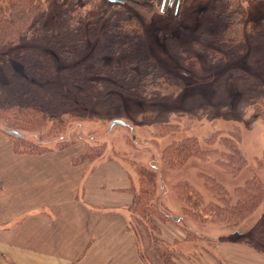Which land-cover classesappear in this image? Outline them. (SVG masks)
<instances>
[{
	"label": "trees",
	"instance_id": "obj_1",
	"mask_svg": "<svg viewBox=\"0 0 264 264\" xmlns=\"http://www.w3.org/2000/svg\"><path fill=\"white\" fill-rule=\"evenodd\" d=\"M173 1L169 0L170 6ZM192 1L178 0L176 11L179 6H193ZM206 1L208 8L202 24L205 23V28L197 36L173 31L167 42L173 64L165 66L153 58L149 38L141 24L126 13L125 6L132 4L147 16L145 6L136 2L67 0L60 7L56 31L43 34L40 18L45 10L54 6V0H47L48 8L42 0H0V70H9L11 75L9 80L0 79L3 130L9 135L10 131L18 132L22 141L26 133H34L37 140L42 134L58 135L70 125L81 127L83 122L96 119L91 111L96 106L106 107L114 117L121 115L122 118L120 108L127 99L170 103L180 96L190 80L211 84L218 80L215 75L225 72L233 86L242 85L243 98L246 95L245 101L251 99L257 113L261 114L264 0ZM116 7L118 11L109 12ZM243 81L245 83H239ZM11 83L14 90L9 105L1 85L6 87ZM257 93L259 95L254 96ZM248 94L251 97H247ZM155 111L148 109L143 119L154 118ZM154 128L156 137L171 131L170 125L163 122L155 123ZM216 137L214 134L208 139L210 148H202L194 137L173 141L158 151L163 168L172 171L192 158L217 157L223 170L238 174L243 160L237 167L230 161L233 157L227 152L228 148L222 151L212 148ZM221 142L225 147L229 144L228 140ZM150 144L159 148L156 138ZM96 150H91L89 157H99L100 149ZM94 152L96 154H92ZM221 158H226L228 163ZM151 182L156 184L155 176L140 183L138 189L135 186L128 189L134 196L128 207L129 229L135 230L142 242L148 241L144 240L148 236L153 238L156 229L153 216L159 215L176 225L184 221L183 216L174 217L162 210ZM204 185L213 197L204 205L202 195L191 184L182 182L174 187L181 203L189 204L188 200L194 196L197 205H203L202 208L197 205L183 208L184 214L197 223H232L252 215L264 200V184L257 178L237 187L235 200L214 177L207 176ZM258 230L261 236L257 239H263L264 225ZM153 240L156 248H160L161 243ZM254 246L261 250L260 246Z\"/></svg>",
	"mask_w": 264,
	"mask_h": 264
},
{
	"label": "rangeland",
	"instance_id": "obj_2",
	"mask_svg": "<svg viewBox=\"0 0 264 264\" xmlns=\"http://www.w3.org/2000/svg\"><path fill=\"white\" fill-rule=\"evenodd\" d=\"M66 1L54 0V6L45 10L40 18L43 34L56 31L60 7ZM130 1L145 6L149 18L132 4L130 7L125 6L126 13L133 15L141 24L149 38L148 44L153 58L165 66L173 64L167 47L173 31L197 36L205 28V23L202 24L208 8L206 0H193V6H179V11H176L178 0L173 1L171 6L169 0L166 3L164 0ZM42 2L48 8L47 0ZM118 9L112 8L109 12H116ZM3 71L0 70V79H11L10 71ZM215 76L218 80L211 84H197L190 80L180 96L170 103L127 99L123 108H120L124 120L123 117L120 118L121 115L114 117L113 112L106 107L96 106L91 110L96 119L83 122L81 127L70 125L58 135H39L38 140L34 133H26L23 141L7 134L3 130L5 124L0 120V153L3 158L7 155L8 159L14 154L15 161L18 156L25 157L26 168L32 167L29 164L36 161L41 163L42 168L58 163L60 168L63 164L66 168L87 170L86 173H91L107 164L116 163L129 177L127 187L130 188L135 186L138 189L140 183L150 181L155 176L156 184L151 182L150 185H154L159 206L174 217L183 216L184 221L181 225H176L164 221L159 215L153 216V225L156 228L153 238H144L149 242H142L136 231L132 230L137 237L139 249L136 264H264V238L257 239L261 236L258 229L264 225V200L252 215L232 223H197L183 212L185 205L190 208L197 205V198L191 196L189 204H183L174 190L176 185L187 182L202 195L204 205L213 199L204 185L207 176L214 177L225 187L233 200L238 198L234 190L245 185L246 181L257 178L264 184V103L260 106L261 114L257 113V107L251 99L245 101L246 95L243 98L242 85L233 86L226 72ZM232 82L235 83L236 80ZM6 87L1 85L4 90L3 97L10 105L14 85L11 83ZM257 95L259 94H254ZM249 96L251 94L247 97ZM148 109H155V116L144 120L143 115ZM113 122L121 124L111 127ZM158 122L169 124L171 131L156 137L154 126ZM124 125L132 126L133 129L129 130ZM214 134L217 140L211 145L212 148L216 147L221 151L228 148L227 152L233 157L230 161L237 167L243 160L242 170L238 174L223 170L217 163V157L192 158L183 167L172 171L163 168L158 151L185 137H194L199 140L202 148H210L207 141ZM154 138L158 142V149L150 144ZM222 139L229 141L227 147L221 142ZM98 148L100 156L89 157L90 151H97ZM221 160L228 163L226 158ZM10 161L11 164L15 163L14 160ZM152 166H157L158 169L154 170ZM131 195L134 199L133 194ZM130 204L131 202L123 209L125 216H130L127 210ZM203 205L197 207L202 208ZM153 239L161 243L160 248H156ZM253 243L260 246L262 251L252 245ZM103 248L122 250L126 246L115 236ZM124 253L120 258H113L111 264H119L125 260L128 261L125 264H129V257L124 256ZM132 261L133 259L130 264H135Z\"/></svg>",
	"mask_w": 264,
	"mask_h": 264
},
{
	"label": "crops",
	"instance_id": "obj_3",
	"mask_svg": "<svg viewBox=\"0 0 264 264\" xmlns=\"http://www.w3.org/2000/svg\"><path fill=\"white\" fill-rule=\"evenodd\" d=\"M11 155L0 153V264H111L123 252L129 264L138 262L137 237L123 214L133 197L120 165L91 174L58 163L26 168L25 157ZM115 236L126 248H103Z\"/></svg>",
	"mask_w": 264,
	"mask_h": 264
},
{
	"label": "water",
	"instance_id": "obj_4",
	"mask_svg": "<svg viewBox=\"0 0 264 264\" xmlns=\"http://www.w3.org/2000/svg\"><path fill=\"white\" fill-rule=\"evenodd\" d=\"M107 1L115 3L117 0H107ZM117 124H121V123L120 122H113V124H111V127H113L114 125H117ZM10 134L14 135L16 137H22V135L19 134L18 132L10 131Z\"/></svg>",
	"mask_w": 264,
	"mask_h": 264
}]
</instances>
